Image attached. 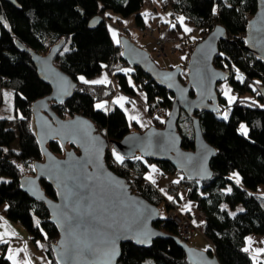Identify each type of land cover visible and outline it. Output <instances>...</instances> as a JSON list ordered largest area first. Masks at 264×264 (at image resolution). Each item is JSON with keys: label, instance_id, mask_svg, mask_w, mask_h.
<instances>
[{"label": "trees", "instance_id": "1", "mask_svg": "<svg viewBox=\"0 0 264 264\" xmlns=\"http://www.w3.org/2000/svg\"><path fill=\"white\" fill-rule=\"evenodd\" d=\"M17 2L20 7L0 0V108L2 89L11 88L15 93L13 103L17 114L16 127L10 124L11 119L0 116V207L2 215L20 222L33 241H43L51 264H58L52 244L58 239L59 232L50 221V211L44 203L33 200L20 188L21 178L34 175V163L44 159L35 135L32 106L52 92L51 87L40 80L30 50L47 54L52 46L63 42L55 64L78 84L73 96L64 104H51L53 111L63 119L77 113L88 116L113 141H120L132 131L125 111L108 104L117 92L116 85L130 98L143 92L147 97L152 124L159 127H163L164 121L157 119L156 109L163 108L168 114L174 96L146 76L141 68L126 63L121 55V45H114L106 24V12L110 10L124 17L136 15L137 24L142 25L141 8L145 0ZM257 7V0H175L173 4L176 13L200 31L197 39L184 47L186 54L181 64L184 66L182 81H186V67L193 48L217 24L227 29L229 37V41L219 45L220 52L214 62L218 68L229 72L227 82L239 97L229 103L223 90L218 89L219 111L195 113L200 118L204 138L217 150L211 162L214 174L208 180H180L190 187L187 193L189 199L197 203L203 218L202 233L212 246L209 252L218 256L221 264H263L254 260L249 252L243 251L247 236H264V197L258 193V189L264 185V96L259 92L264 87V62L244 50L249 23L245 13L254 15ZM97 16L104 17V20L91 28L89 22ZM122 35L127 34L121 32ZM19 42L26 48L20 47ZM68 42L71 48L64 51ZM124 69L131 71L125 73ZM106 70L115 77L116 85L84 84L79 80L80 76L93 79ZM238 76L243 79H238ZM254 85L258 87L259 94L254 99H243L241 96L253 91ZM191 95L194 96V90ZM102 101L106 102V111L95 107ZM225 113L228 114L227 119H224ZM180 118L178 128L183 139L182 147L195 150L192 118L184 111ZM241 123L248 125L246 136L239 130ZM17 140L19 150L12 147ZM48 145L55 154L63 155L64 147L59 141ZM137 157L125 158L120 165L111 164V154L108 153L107 163L117 174L127 178L136 194L145 197L160 210L161 204H164L168 211L171 206L160 190L147 179V175L153 164L164 176H176L181 172L168 162L159 163ZM233 173L239 174L240 184L229 179ZM41 184L46 194L55 198L56 192L48 181L42 179ZM229 187L231 192L226 191ZM179 204H182L181 198ZM224 205L227 207L222 208ZM237 206H243V211L231 215L230 210ZM186 215L193 217L189 211ZM154 226L166 235L182 237L169 216H162ZM5 248V245L0 247V264H12L5 254ZM121 250L118 264H190L184 249L169 237H158L146 247L125 242Z\"/></svg>", "mask_w": 264, "mask_h": 264}, {"label": "water", "instance_id": "2", "mask_svg": "<svg viewBox=\"0 0 264 264\" xmlns=\"http://www.w3.org/2000/svg\"><path fill=\"white\" fill-rule=\"evenodd\" d=\"M6 1L20 7L17 0ZM257 6L246 27L244 50L264 62V0H257ZM103 20L104 17L97 16L89 24L93 28ZM223 41H229L227 29L217 24L193 48L186 67V81H182L183 65L164 69L156 64L149 51L128 35H122L118 45L126 63L141 68L158 86L173 94L174 99L163 127L152 124L141 131H131L120 141L109 139L88 116L77 113L63 119L53 111L51 104H64L78 84L55 64L63 42L52 46L47 54L30 50L40 80L52 92L32 106L35 135L44 159L34 163V175L21 178L20 188L50 211V221L59 232L52 244L58 264H118L122 244L133 242L146 247L158 237L174 239L186 252L190 264H221L215 254L155 227L162 217L160 208L136 194L127 178L109 166L107 155L113 147L124 158L140 156L168 162L186 179H210L214 174L211 162L217 150L204 138L200 118L195 113L219 111L218 87L230 77L229 72L214 62ZM18 45L26 48L21 42ZM259 92L264 96V87ZM183 111L192 118L195 150L182 147L178 123ZM55 141L63 145V155L55 154L49 147ZM42 179L54 188L55 198L46 194Z\"/></svg>", "mask_w": 264, "mask_h": 264}, {"label": "rangeland", "instance_id": "3", "mask_svg": "<svg viewBox=\"0 0 264 264\" xmlns=\"http://www.w3.org/2000/svg\"><path fill=\"white\" fill-rule=\"evenodd\" d=\"M165 1L166 0H145V4L141 8V11H142V14L144 15L145 21L147 23H149L148 25H151L154 28V32H155L154 36H151L149 34L145 35L143 33H140V31L137 28L138 25L136 22V15H130V16L124 17L121 14H118L117 12H115V11L113 12L110 10L107 11L108 14H106V15L108 17L107 20L112 25H114L115 23L118 24L119 22L120 23L123 22L124 25H123V23H121L123 26V33L127 34L132 39L133 42H135L136 44H139L144 49L149 51L150 54L152 55V58L154 59V61L156 62L157 65L161 66L164 69L171 70V68L178 67L182 64L183 58H185V55H183V53H179L178 51H175L173 46L166 47L165 51H166L167 55H159L157 53L158 48H159L158 40L161 38H165L163 35H164V33H167L171 37V38H168L167 41L171 42L172 39L180 41L181 39H187L188 37L195 36L196 30H195L193 24L187 22L186 20H184L183 24L180 23L182 26V28L180 30H177L176 32H174L170 29L168 30L167 27L169 26V24L173 23L172 22L173 10H172V6L166 5ZM180 17H182V16L179 15L178 20ZM128 19H130L131 21L128 22L127 21ZM126 26H128L127 30H126ZM158 26L160 27V29H162V32H164V33L160 34ZM185 27L190 28L191 31L185 32L184 31ZM196 38H194V39H196ZM70 48H71L70 42H68L65 46V49H67V51H68ZM65 49H64V51H65ZM218 88L223 90V94L227 91L229 95L235 97V99L232 102L237 100V98L239 97V94L235 93L233 91L231 84L227 81L219 84ZM257 89H258V87L256 85H254L253 91H248L247 94H245L241 97L245 100L254 99L257 96V94H259V92H257ZM1 93H2V97H3V102H2V106L0 108V116L1 117H8L9 119H11L10 124H12L14 127H16L15 124H16L17 114H16V109H15V104L13 103L15 93H13V90L11 88L8 89L5 87L2 89ZM228 102H229V100H228ZM99 103H104L106 105V102H104V101L99 102ZM108 104H109V106L115 105L113 102H111V100L109 101ZM138 105L140 106L141 103L138 102ZM146 105H148V103ZM145 108H147V110H149L148 106ZM18 114H20V113H18ZM241 125L246 126V128L249 132V128H248V125H246V123H241L239 126H241ZM144 128L146 129V127H144ZM239 130H240V127H239ZM132 131H141V130L137 126H133ZM247 135H248V133H247ZM12 147H14L16 150L20 149L18 140L13 143ZM149 176H151V175L149 174ZM258 190H259L258 193L264 197V185L261 186ZM239 209H243V206H237L235 209H231L230 213L237 214L238 212H240ZM167 213H168V211H167L166 206L164 204H161V215L164 218H166L168 216ZM191 219H192V222L195 221V223L193 222L194 227L190 233V237L188 240L189 245L196 247L200 250L201 249L202 250L207 249V251H209L212 248V246L210 245V242L208 241L206 236L202 233L203 218L201 217V214L199 213L198 210L193 213V217ZM44 233L46 235V232H44Z\"/></svg>", "mask_w": 264, "mask_h": 264}, {"label": "crops", "instance_id": "4", "mask_svg": "<svg viewBox=\"0 0 264 264\" xmlns=\"http://www.w3.org/2000/svg\"><path fill=\"white\" fill-rule=\"evenodd\" d=\"M142 13V11H141ZM106 14H108L106 12ZM143 15V14H142ZM108 19L107 15L105 17ZM128 22L131 21L130 19L127 20ZM142 25H147L145 21L144 15H143V21ZM123 23V22H121ZM120 22L118 24H108V29L110 31L112 41L114 45H118L116 43V40L121 37V32H123V26ZM191 23V22H189ZM193 24V23H191ZM124 25V23H123ZM138 25V24H137ZM164 25V24H163ZM167 25V24H166ZM161 26V25H160ZM195 30H196V35L188 37L187 39H182L183 42L178 41V40H171L167 41V47L168 46H173L174 48H179L182 43H185V46L188 44H191L194 42L199 36L200 31L197 30L196 26L193 24ZM159 27V26H158ZM167 27V26H166ZM182 28L180 22L177 25L176 28L171 29L172 31L176 32L177 30H180ZM128 29V26H126V30ZM113 31H115L116 36H113ZM159 32L160 34L164 33L160 30L159 27ZM166 32V31H165ZM162 36V35H161ZM166 40L168 38H171L169 34L164 33L163 35ZM196 38V39H194ZM175 44V45H174ZM179 45V46H178ZM184 46V47H185ZM168 49V48H167ZM179 53H183V55L186 54L185 49L182 48L181 51L177 50ZM107 77V80L110 81V83H113L116 85V80L115 77H113L107 70L103 71L101 74L96 75L93 79L89 80H99L103 79L104 77ZM110 83L104 84L108 85ZM117 92L116 94L111 98V102L114 103V101L119 98V97H125L126 100L124 101V107L122 108L125 111L127 115V119L129 120V125L131 127L137 126L140 130L145 129L144 127H149L152 124V120L149 117L148 110L147 108V97L143 92H139L136 97L130 98L128 97L125 93H123L120 88L117 87ZM130 100H132L130 102ZM134 102V103H133ZM138 102L141 103V105H138ZM115 105L119 106V104L114 103ZM147 115H145V114ZM129 117H138L137 119H129ZM143 125V126H142ZM149 174L151 175L152 179L155 180V183L152 182V180H149L151 184L155 185L160 191L165 189L173 184L176 180H178L177 176H170V175H165L163 176L162 174L158 173V171L154 168L150 170ZM149 174L147 176H149ZM183 198H181L182 204L186 212H190L192 215L195 211L198 210L197 203L189 199V195L187 194H182ZM190 206V210L189 207ZM2 208L0 207V234L7 232L8 234L4 236V240L7 241V243L0 241V247L5 245V254L7 257L9 256L10 252L9 250L11 249L12 252L15 254V261L10 260L12 264H26V262L30 261L31 264H51L50 258L48 254L46 253L45 250V245L43 241L35 242L33 241L30 233L28 230L20 223V222H14L10 220L9 218L5 217L2 215L1 212ZM199 211V210H198ZM15 233V235H13ZM248 238H251V243H249ZM245 244L246 248H249L250 250L248 251L252 256L256 255V249H264V237L260 236L258 234H252L246 237L245 239ZM42 245V247H41ZM256 260L261 261L264 264V257L263 254L256 255Z\"/></svg>", "mask_w": 264, "mask_h": 264}, {"label": "built area", "instance_id": "5", "mask_svg": "<svg viewBox=\"0 0 264 264\" xmlns=\"http://www.w3.org/2000/svg\"><path fill=\"white\" fill-rule=\"evenodd\" d=\"M174 1L175 0H166L165 1L166 5H171L172 10H173V15H172V22L173 23L169 24V26L167 27L168 30L174 29L172 27V25L174 23L176 24V27L179 24V20H178L179 15L173 9ZM245 17H247L249 21L251 19H253V15L250 12H246ZM105 20H106V24H110L106 18H105ZM137 28L140 31V33H143L145 35L149 34L151 36H154V34H155L154 28L151 25H148V24L147 25H138ZM160 30L162 31V29H160ZM181 42H183L182 39H181ZM158 43H159V48H158L157 53L159 55H167V53L165 51L166 47H167V43H168L167 40L165 38H161L158 40ZM184 46H185V43H182L178 49L174 48V50L175 51H177V50L181 51V49L184 48ZM155 115H156V117L159 118L160 121H165L167 119V114L163 108L162 109L157 108ZM108 153L111 154V160H110L111 164H115V163L119 164L120 163L115 158V155L118 153L115 152L113 147L109 148ZM152 168L153 169L155 168L158 171V166L156 164H153L151 166L150 170H152ZM158 173L162 174V172H159V171H158ZM176 176L178 177L179 183L171 184L165 189V191H160V192H161V194H163L168 205L171 206L170 209H168L167 215L173 220L175 226L178 227L179 234L182 236V238L184 237V238L189 239L190 233H191L194 225H193L192 219L189 216L187 217L186 210L184 209L183 204H179V199L181 198L182 194H187V192L190 190V187L188 184L180 181V180H183V178H185L183 173H181L180 175H176ZM169 196L173 197L174 199L169 200L168 199Z\"/></svg>", "mask_w": 264, "mask_h": 264}, {"label": "snow or ice", "instance_id": "6", "mask_svg": "<svg viewBox=\"0 0 264 264\" xmlns=\"http://www.w3.org/2000/svg\"><path fill=\"white\" fill-rule=\"evenodd\" d=\"M179 22H180L181 24H183V23H184V18H183V17H180V18H179ZM172 27L175 28L176 25L173 24ZM184 31H185V32H190L191 29L185 27V28H184ZM113 36H114V37L116 36L115 31H113ZM116 43H117V44L120 43L119 39L116 40ZM65 51H67V49H65ZM221 55H222V54H221ZM105 67H107V66L105 65ZM123 71H124L125 73H127V72L131 71V69H124ZM237 71H238V70H237ZM237 78H238V79H241V80L243 79V78L240 77V76H238ZM79 80H80L82 83H84V84H92V85H95V84H107V83H110V81L107 80V77H106V76H105L103 79H99V80H87L84 76H80V77H79ZM257 83H259V82H257ZM224 94L227 96V98H228V100H229L230 103L235 99V97L229 95L227 91H226ZM125 100H126L125 97H119V98H117V99L114 101V103L119 104L120 107L123 108V107H124V101H125ZM133 103H134V102H133ZM95 107H96L97 109H104L105 111L107 110V109H106V105H105L104 103H98V104L95 105ZM125 111H127V109H125ZM227 118H228V114L225 113V114H224V119H227ZM21 119H23V117H21ZM129 119H130V120H131V119H137V120H138V117H129ZM157 119H159V118L157 117ZM142 126H143V125H142ZM240 132L246 136L247 133H248V130H247L246 126L241 125V126H240ZM5 151H7V149H5ZM115 158H116V160H117L118 162H120V163H123V161H124V157L121 156V155H119V154H116V155H115ZM137 159H139V157H137ZM147 179L152 180V182L155 183V180H153L151 176H148ZM229 179H234L235 182H236V184H240V183H241V178L239 177V174H238V173H233V175H232L231 177H229ZM175 183H179V180L175 181ZM161 191H164V190L161 189ZM226 191H227V192H231L232 189L229 187L228 189H226ZM181 198H183L182 195H181ZM168 199H169V200H173L174 198L171 197V196H169ZM188 207H189V210H190V206H188ZM226 207H227L226 205L222 206V208H226ZM239 211H243V209H239ZM231 215L235 216V213H231ZM193 222L195 223V221H193ZM36 223H37V225H39V221H38V220L36 221ZM7 234H8L7 232L0 234V241H3V242H5V243H7V241L4 240V236H6ZM13 235H15V233H13ZM248 240H249V243H251V238H248ZM38 243H39V242H38ZM41 247H42V245H41ZM249 250H250L249 248H244V249H243V251H245V252H248ZM205 251H207V249H205ZM9 252H10V254H9V256H8V259H9V260H13V261H15V254L12 252L11 249L9 250ZM261 253H264V249H256V255H259V254H261ZM256 255L253 256V259H254V260L256 259ZM26 264H31V262L28 261V262H26Z\"/></svg>", "mask_w": 264, "mask_h": 264}]
</instances>
